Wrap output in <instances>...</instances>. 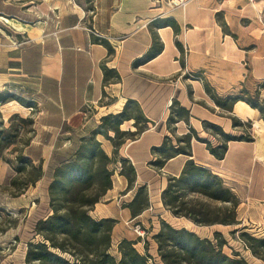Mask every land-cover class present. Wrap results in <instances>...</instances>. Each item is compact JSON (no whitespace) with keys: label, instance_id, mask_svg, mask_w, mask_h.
<instances>
[{"label":"crops","instance_id":"1","mask_svg":"<svg viewBox=\"0 0 264 264\" xmlns=\"http://www.w3.org/2000/svg\"><path fill=\"white\" fill-rule=\"evenodd\" d=\"M186 1L183 9L173 10L165 0H0V92L16 91L34 105H20L21 118L33 121V139L24 149L33 163L43 162L50 170L59 156L67 162V155L77 153L103 118L121 113L129 100L137 103L149 124L123 147L136 171L133 187L129 189L127 179L119 177L103 196L107 204L99 202L91 211L96 220H116L112 245L136 240L124 227L145 225L146 215L152 220L154 215L165 219L171 214L161 195L168 179L179 176L189 159L217 175L238 196L240 206L264 203L261 112L238 101L228 113L205 91V83L220 97L247 91L264 106V0ZM150 53L154 56L145 59ZM105 69L115 71L119 79L109 77L106 82ZM175 100L190 114L188 123H176L179 136L195 130L212 143L215 139L204 130L205 122L241 135L233 127L230 116H234L252 123L254 141L230 142L225 159L218 160L205 143L194 139L192 157L176 156L157 169L152 150L173 136L168 120ZM14 103L18 104H9ZM12 171L0 159V185L11 180ZM238 186L244 189L237 191ZM141 187L147 189L150 209L133 218L127 206ZM43 191L47 203V190ZM151 256L163 264L158 246Z\"/></svg>","mask_w":264,"mask_h":264},{"label":"trees","instance_id":"2","mask_svg":"<svg viewBox=\"0 0 264 264\" xmlns=\"http://www.w3.org/2000/svg\"><path fill=\"white\" fill-rule=\"evenodd\" d=\"M169 23L174 26V22ZM102 42L109 46L107 42ZM159 49H162L161 44ZM152 56L154 54L150 53L145 59ZM114 73L115 71L105 69V81L107 82L109 77L119 79L117 74L112 76ZM205 91L221 110L232 113L234 105L238 101H243L250 107L258 109L264 120V110L252 97L244 98L240 95L220 97L208 83H205ZM243 92L247 93V91ZM11 101H17L25 107H34L32 102L20 97L8 99L7 95H0L1 104ZM131 106L136 108L140 117L128 114ZM14 117L23 122L26 121L18 115ZM138 118L145 119L137 103L129 100L121 113L103 118L101 125L93 132L90 141H84L81 145L74 160L63 163L56 170L49 190L50 207L53 214L37 224L36 235L41 236L43 241L28 244L27 264L36 262L40 264H150L151 256L148 253L140 254L135 248L137 243L126 239L122 240L118 246L121 259L117 261L109 253L111 235L116 220H96L90 215L101 197L112 188L113 176L112 171L108 168L110 158L101 149L100 143L95 142L96 136L104 135L108 141L112 142L113 139L109 136L110 131L119 135L120 127L131 120H135V125L138 128ZM230 118L234 128L241 126V120L234 116H230ZM189 119V111L183 108L178 101H173L168 120L169 128L172 124L180 121L188 123ZM0 125H3V122ZM203 128L206 132H211L213 136L217 137L218 145L213 146L209 141L200 138L195 130H190L183 138L177 139V146L169 137H166L160 147L153 148L152 154L155 160L152 165L157 169H162L170 159L176 156L192 157L193 139L205 143L210 153L218 160L225 159L230 142L254 141L252 136L246 134L241 136L227 134L220 126L210 122H205ZM144 129L146 130V128ZM145 130L140 132L137 129V133L142 134ZM2 140L5 139L0 140V150ZM0 158H2L1 154ZM19 164L15 170L17 174L24 172L27 168L36 174L34 180L29 182L30 184H34L42 178V166L37 167L30 159L23 157L19 159ZM130 171L132 175L129 177L121 173L127 178L129 189L133 187L136 176L132 164ZM14 183L13 180L12 184ZM142 197H144V202L140 207H137ZM199 198L207 202L203 203ZM161 200L165 209L171 212L173 217L186 219L198 227L218 224L237 226L240 224L238 209L241 201L238 196L226 187L217 175L197 165L192 159L186 162L179 176L168 179V185L162 192ZM212 203L223 204L224 212H212L210 206ZM149 206L150 199L147 189L141 187L127 207L130 209L132 217L135 218L146 211ZM62 207L64 210H61ZM244 230L243 228L240 231L248 250L254 257L264 262V237H253ZM214 236L216 242L202 238L187 228H175L161 220V229L153 239L157 243L158 255L163 264H246L239 253L234 252L233 256L226 255L223 251L226 241L218 240L221 236L219 233H215ZM58 238H61V241ZM63 255H68L71 259H67Z\"/></svg>","mask_w":264,"mask_h":264},{"label":"rangeland","instance_id":"3","mask_svg":"<svg viewBox=\"0 0 264 264\" xmlns=\"http://www.w3.org/2000/svg\"><path fill=\"white\" fill-rule=\"evenodd\" d=\"M8 43L12 45L10 40H8ZM189 76L190 78L203 80L198 74H189ZM189 92L191 93V88H189ZM15 93L18 92L15 91L14 93H11L8 90H5L4 92H0V95H7L8 99H11L12 97H19ZM240 96L244 98L251 97V95H249L248 93H244V95ZM255 99L260 105L258 97H256ZM20 105L21 104L19 103L9 105L0 103V123L3 122V125H0V133H2L0 136V140L5 139L1 141L2 146L0 154L2 158L0 159L9 163L13 170L11 180L7 184L0 185V264H27L26 257L29 248L28 244H36L43 241V238L41 236L36 235V226L39 221L45 220L44 216H47L49 213L50 215L53 214V211L50 207V185L54 180L56 170L63 163L66 162V160L61 161V159H59V156L57 157L58 159H54L55 162H52V167L50 168V170L44 169L43 162L34 163V165L37 167L42 166L43 173L42 178L34 184H30L29 182L31 180H34L36 174L29 168H27V170L22 173H16L15 170L20 165L19 159H21L22 157L25 159H29L27 157V154L24 153V149L31 143V140L33 139L34 135L33 123L29 119L23 122L21 121V119L15 118L13 116L15 114H18L19 117H24V110L20 107ZM260 106L264 110V106ZM128 114L134 117H140L134 106H131L129 108ZM137 122L138 128L135 125V120L127 121L126 123H124V126L120 127L121 133L119 135H116L114 132L110 131L109 136L112 137V142H108L104 135L99 134L96 136L95 142H99V140H101L103 142H106V145H110V148H107V146L104 148L103 144L99 142L101 149H106L108 151L107 154L104 150V152L110 158L108 168L113 173L112 187L114 182H118L120 180L119 177L122 176L121 173H124L125 176L128 177L132 175L130 171L131 164L129 160L125 158V148L123 147L132 140L137 139V136L141 135L137 133V129H139L141 132V130H145L144 128L149 127V124L146 122V119L138 118ZM106 129H108V127H106ZM168 129L173 135V138L171 137L170 139L172 140V142H176L177 146V139L183 138L185 135L179 136L177 134L176 123L172 124ZM239 129L243 133L241 135L246 134L247 136H251V130L253 129V126L251 122H241V126L239 127ZM207 133L215 139V141H213L212 143L210 141L209 142L213 146L218 145L219 140L217 139V137L213 136L211 132ZM92 136L93 134L91 135V137ZM91 137L84 139V141H90ZM84 141L82 142V144L84 143ZM67 156H70L67 160L68 162L74 160L76 154L73 155V157L72 154ZM64 158L66 159V155H64ZM55 166L57 167L55 168ZM13 180L15 181L14 184H12ZM236 186L237 185H234V187ZM45 189L47 190V203H45V199H43V190ZM237 189L235 188V190L241 192L244 187L238 186ZM37 196H39L38 200L35 199ZM130 199V196L126 198V200ZM199 200L203 203L207 202L202 198H199ZM99 202L107 204V202L103 201V196L101 197ZM143 202L144 197L140 199L139 203L137 204V207H140ZM263 204L264 203L254 202L249 206H239L238 219L240 221V224L237 226H224L218 224L213 226L206 225L203 227H198L196 225H190L186 222L184 223L183 221H175L172 219L171 214L165 217V219H167L170 225L175 228L185 227L188 230L197 233L200 237L210 239L214 242H216L214 236L215 233H219L221 236L218 238V240L226 241V245H224L223 247V251L226 255L233 256V253L236 252L239 253L240 256L246 261V264H264L263 261L254 257L248 250L245 242L243 241L245 239L241 236L240 231L244 228V231L253 237H264V206H261ZM210 206L211 211L214 213L216 211L224 212L225 206L221 203H212ZM148 209H150V206ZM61 210H64V208L62 207ZM154 211L155 209H153L151 213H153ZM90 215L92 216L91 212ZM148 216L149 214L143 218L145 225L136 224L135 226H133L135 227V229H125L124 227L123 231L131 232V234H129V237L136 238V240L133 241H136L137 244L135 245V248L140 254L144 255L148 253L151 256L152 254L156 255L157 243L153 238L156 234H158L159 230L161 229V220L165 221V223L168 222L163 217L157 218L156 215H154V219L148 220ZM234 231L237 232L234 233ZM58 240L61 241V238H58ZM118 246L119 244L112 245L111 243V248L109 250V253L117 261L121 259V254L118 251ZM63 256L67 259H71V257L68 255ZM149 263L158 264V262L155 261V258L153 256H151ZM34 264L40 263L36 262Z\"/></svg>","mask_w":264,"mask_h":264},{"label":"built area","instance_id":"4","mask_svg":"<svg viewBox=\"0 0 264 264\" xmlns=\"http://www.w3.org/2000/svg\"><path fill=\"white\" fill-rule=\"evenodd\" d=\"M157 2H163L164 0H155ZM167 3V6L170 9L177 10V9H183L187 5L186 0H165ZM14 45L18 46L17 43H13ZM192 76V75H191Z\"/></svg>","mask_w":264,"mask_h":264},{"label":"bare ground","instance_id":"5","mask_svg":"<svg viewBox=\"0 0 264 264\" xmlns=\"http://www.w3.org/2000/svg\"><path fill=\"white\" fill-rule=\"evenodd\" d=\"M179 221V220H178Z\"/></svg>","mask_w":264,"mask_h":264}]
</instances>
